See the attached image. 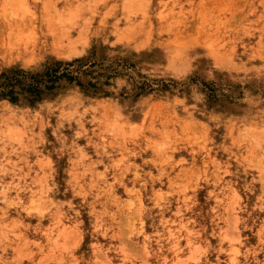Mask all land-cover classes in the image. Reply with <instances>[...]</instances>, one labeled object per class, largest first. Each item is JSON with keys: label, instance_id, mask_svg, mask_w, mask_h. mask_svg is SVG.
I'll use <instances>...</instances> for the list:
<instances>
[{"label": "clouds", "instance_id": "9594fccd", "mask_svg": "<svg viewBox=\"0 0 264 264\" xmlns=\"http://www.w3.org/2000/svg\"><path fill=\"white\" fill-rule=\"evenodd\" d=\"M0 264H264V0H0Z\"/></svg>", "mask_w": 264, "mask_h": 264}]
</instances>
